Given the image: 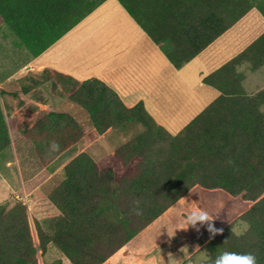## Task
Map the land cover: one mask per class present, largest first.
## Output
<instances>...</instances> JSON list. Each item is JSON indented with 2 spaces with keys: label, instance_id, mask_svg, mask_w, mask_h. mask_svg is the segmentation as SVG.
I'll return each mask as SVG.
<instances>
[{
  "label": "trees",
  "instance_id": "1",
  "mask_svg": "<svg viewBox=\"0 0 264 264\" xmlns=\"http://www.w3.org/2000/svg\"><path fill=\"white\" fill-rule=\"evenodd\" d=\"M102 1L0 0V23L35 56ZM118 2L175 69L251 7L248 0H173L195 10L189 11L194 23L181 31L183 39L170 43L150 30L145 0ZM183 12L174 16L182 20ZM242 61L252 69L264 64V30L201 79L218 94L174 135L154 121L141 101L124 106L99 79L76 80L44 69L98 134L125 124L141 128L103 157L81 152L69 160L63 179L47 195L51 206L43 221L19 201L7 208L0 205V264H36V252L44 253L48 244L70 264H100L182 196L223 230L202 245L206 259L199 264H213L224 252L252 253L257 264H264V115L259 110L264 88L253 94L242 91L236 70ZM8 130L0 108V151L9 143ZM83 133L69 115L54 112L24 130L42 165ZM237 222L246 224L239 235L232 230Z\"/></svg>",
  "mask_w": 264,
  "mask_h": 264
},
{
  "label": "crops",
  "instance_id": "2",
  "mask_svg": "<svg viewBox=\"0 0 264 264\" xmlns=\"http://www.w3.org/2000/svg\"><path fill=\"white\" fill-rule=\"evenodd\" d=\"M145 1L150 30L164 42L182 40L181 31L194 23L189 11L195 10V6L185 2L186 8L171 2L173 0H155L153 4L151 0ZM175 11H184L182 20L174 16L178 14ZM5 28L8 26L0 23V45L7 39V44L12 47V42H19L18 38L9 28L15 38L8 36ZM19 46L22 49L13 45L18 51L15 52L18 61L13 66L7 57L10 53L0 55V108L4 119L9 121V143L0 151V203L19 201L38 221L49 217L45 213L51 206L47 195L63 179V166L69 160L81 152L93 158L103 157L132 136L125 130L127 125L98 134L80 106L62 93L60 83L46 78L44 69L76 80L99 79L115 92L124 106L141 101L154 121L174 135L217 96L218 92L204 85L201 79L224 63L211 68L206 62L207 57L202 55L205 46L181 67L173 68L118 0H103L97 4L35 56L20 43ZM234 55L228 54L227 59ZM48 112L69 115L84 133L42 165L24 130L36 127ZM36 205L43 206V215L32 213L31 207ZM54 213H57L56 209ZM197 235L194 233L174 246L169 253L174 256L173 264L192 261L193 254L180 255L178 251L183 243ZM128 242L100 264H164L163 253L157 260L152 253L132 250ZM202 245L199 250H204Z\"/></svg>",
  "mask_w": 264,
  "mask_h": 264
},
{
  "label": "rangeland",
  "instance_id": "3",
  "mask_svg": "<svg viewBox=\"0 0 264 264\" xmlns=\"http://www.w3.org/2000/svg\"><path fill=\"white\" fill-rule=\"evenodd\" d=\"M248 2L251 7H249L244 16L241 17L221 36H219L218 39L210 43L202 52V55L204 54L207 57L206 62L209 66H211V68H214L215 66H218L219 64L228 60V54L232 56L233 54H236L238 51L242 50L264 30V14L261 10L264 8V0H248ZM5 30L8 36L14 37L8 28H5ZM12 44L18 48L22 47L19 46V42H12ZM13 45L12 47H9L7 44V39L2 45H0V55L1 53L4 55L8 53L11 54V56H7L11 66H13L14 63L18 61V59H16L17 53H15L18 51L13 47ZM6 65L8 66L7 63ZM237 71L241 74L240 86L244 93L253 94L264 88V64L252 69L249 62L242 61L239 65H237ZM259 110L264 115V105H260ZM125 125H127L125 130L131 133L132 136L137 134L141 128L136 124ZM12 168L14 171L16 170L14 165ZM0 205H4V207L7 208L11 204L0 203ZM31 211L37 216L44 214V208L42 205L31 207ZM192 211L197 210L194 208L188 198L182 197L179 201L177 200L174 202V204L170 205V207L161 215L145 226L137 235L132 237L128 242V247L134 251L137 250L139 253H152L154 258L157 260L158 256L163 253L164 264H173L174 256L169 254L170 251L174 250V246L179 241L187 239L189 236L196 233L199 235H197L194 239H190L183 243L178 253L180 255L193 254L192 261L190 263L184 261L181 264H199L204 259H206L205 251L199 250V247L203 244L202 242L204 240L212 237V235L208 232L206 226L200 227L199 231L192 227L187 229H179L183 219ZM46 218L48 217H44L41 221ZM48 221L49 220H47V222ZM44 227L47 228V224H45ZM245 228V223L237 222L233 225L232 230L234 233H240ZM167 230L170 233H174L175 231V235L169 237ZM109 248L110 247H102V250L105 251ZM35 256L36 264H70L63 254L52 244H49L45 252L42 254L37 251Z\"/></svg>",
  "mask_w": 264,
  "mask_h": 264
},
{
  "label": "clouds",
  "instance_id": "4",
  "mask_svg": "<svg viewBox=\"0 0 264 264\" xmlns=\"http://www.w3.org/2000/svg\"><path fill=\"white\" fill-rule=\"evenodd\" d=\"M213 219L214 218L211 217L207 212L199 211V210L192 211L183 219L181 223V227L179 229H187L189 227H192L195 228L197 231H199L200 227L206 226L208 232L212 236L221 234L223 230L217 229L213 225L212 223ZM167 233L169 237L175 235V231L174 233H170L167 230ZM237 235H239V233H237ZM213 264H257V258L252 253L238 254L235 252H224L215 258Z\"/></svg>",
  "mask_w": 264,
  "mask_h": 264
}]
</instances>
